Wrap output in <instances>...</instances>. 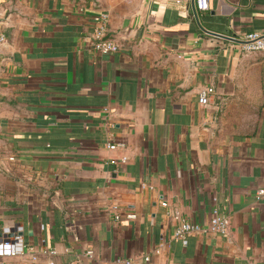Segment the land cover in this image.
<instances>
[{
  "label": "crops",
  "instance_id": "0c3cea01",
  "mask_svg": "<svg viewBox=\"0 0 264 264\" xmlns=\"http://www.w3.org/2000/svg\"><path fill=\"white\" fill-rule=\"evenodd\" d=\"M102 11L116 52L92 49ZM0 21V234L32 250L7 264H264V58L206 32L264 33V0H0ZM213 208L230 236L174 238Z\"/></svg>",
  "mask_w": 264,
  "mask_h": 264
},
{
  "label": "built area",
  "instance_id": "2783aa9c",
  "mask_svg": "<svg viewBox=\"0 0 264 264\" xmlns=\"http://www.w3.org/2000/svg\"><path fill=\"white\" fill-rule=\"evenodd\" d=\"M195 9L198 12H204L209 9V0H194ZM95 26L92 31L91 46L94 51L101 53L116 52L120 49L119 43L109 36V16L105 11L98 13L94 16ZM231 37L232 45L238 43L241 50L244 52H258L264 58V33L252 31L245 33L242 37ZM6 35L3 22L0 21V47L5 43ZM213 88L204 87L199 91L198 101L203 105L209 103V97L213 94ZM119 144H109V149H115ZM126 158L119 159V163H125ZM259 196L264 194L261 189L257 192ZM162 206H166V201L161 202ZM112 210H116V207H112ZM135 215L133 213L127 214L126 218L133 219ZM116 220H119L120 216L116 214L114 216ZM21 231L17 226H5L0 234V264H7L5 258L21 255L25 252L32 253L30 247L26 246L19 235ZM214 233L223 237H228L231 234V222L229 217L225 213H221L218 209L213 208L210 219L207 224L200 225L191 220H182L174 231V238L181 241L183 245L187 244V238L192 234H207ZM89 254L91 252H88ZM48 258L46 264H55L53 258L55 251L53 249L47 252ZM34 258L33 254H30ZM145 262H149V257H144ZM137 264V263H131Z\"/></svg>",
  "mask_w": 264,
  "mask_h": 264
},
{
  "label": "water",
  "instance_id": "95a60500",
  "mask_svg": "<svg viewBox=\"0 0 264 264\" xmlns=\"http://www.w3.org/2000/svg\"><path fill=\"white\" fill-rule=\"evenodd\" d=\"M207 33L217 36V37H221V38H225V39H231V37H229L228 35H223V34H217V33H213L211 31H206Z\"/></svg>",
  "mask_w": 264,
  "mask_h": 264
}]
</instances>
